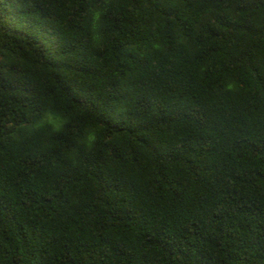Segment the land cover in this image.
Listing matches in <instances>:
<instances>
[{"label":"trees","instance_id":"trees-1","mask_svg":"<svg viewBox=\"0 0 264 264\" xmlns=\"http://www.w3.org/2000/svg\"><path fill=\"white\" fill-rule=\"evenodd\" d=\"M0 264H264V0H0Z\"/></svg>","mask_w":264,"mask_h":264},{"label":"clouds","instance_id":"clouds-1","mask_svg":"<svg viewBox=\"0 0 264 264\" xmlns=\"http://www.w3.org/2000/svg\"><path fill=\"white\" fill-rule=\"evenodd\" d=\"M94 140V134L92 132H89L87 136V143L91 145L92 141Z\"/></svg>","mask_w":264,"mask_h":264}]
</instances>
